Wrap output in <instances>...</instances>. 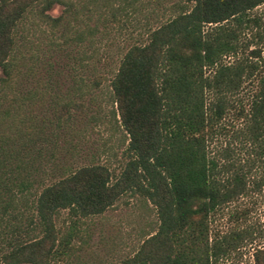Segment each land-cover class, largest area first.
Masks as SVG:
<instances>
[{
	"label": "trees",
	"instance_id": "1",
	"mask_svg": "<svg viewBox=\"0 0 264 264\" xmlns=\"http://www.w3.org/2000/svg\"><path fill=\"white\" fill-rule=\"evenodd\" d=\"M54 4L57 14L49 12ZM261 5L0 0V264H56L70 247V235H60L54 222L58 210L98 214L127 191L151 203L156 226L117 264H219L243 244L251 246L252 264H264V213L246 221L248 208L233 207L227 229L210 223L229 202L264 194ZM103 39L116 48L103 78L108 115L126 140L123 162L116 172L99 161L47 170L41 151L56 145L68 106H82L88 77L71 66V93L79 99L54 95L52 119L35 126L29 112L51 81L29 85L20 75L53 47L78 48L80 64ZM219 137L221 150L212 151Z\"/></svg>",
	"mask_w": 264,
	"mask_h": 264
},
{
	"label": "rangeland",
	"instance_id": "2",
	"mask_svg": "<svg viewBox=\"0 0 264 264\" xmlns=\"http://www.w3.org/2000/svg\"><path fill=\"white\" fill-rule=\"evenodd\" d=\"M262 7L264 5L257 9ZM59 10L60 5L54 4L49 12L57 14ZM98 45L97 51L87 59L82 58L80 64L78 56L81 52L78 48L53 47L45 53H39L31 71L20 75L19 79L29 85L37 80L51 81L48 91L43 92V96L38 94L39 98L34 101L33 109L29 112L35 126L41 120L52 119V104L56 96L68 92L70 98L79 99L71 93V66L75 65L74 70L82 77H88L83 79L87 90L81 97L82 106H68L71 116L58 126L52 138L56 145L50 151H41L49 159L47 170L52 171L59 164L77 165L99 161L116 172L123 162L122 150L126 140L120 126L108 115L112 104L108 96L107 79L103 78V75L110 73L108 68L114 66L116 48L112 42L106 45L105 39ZM80 48L86 49V53L90 51L86 45ZM96 73H100L101 78L91 79ZM95 81L98 82L94 84ZM62 117H65V113ZM219 138L210 142L212 151L216 148L221 150L224 141ZM239 151L243 154L241 148ZM262 192L229 202L212 216L211 226L219 230L227 229L233 224V220L228 219L229 212L233 207L240 206L248 208L246 221L261 220L264 213ZM54 222L60 235H70V247L61 254L56 264H117L123 256L134 252L142 238L155 228L156 216L149 201L135 192L127 191L101 213L75 217L69 215L66 209H59ZM219 264H252L251 246L243 244L221 258Z\"/></svg>",
	"mask_w": 264,
	"mask_h": 264
}]
</instances>
